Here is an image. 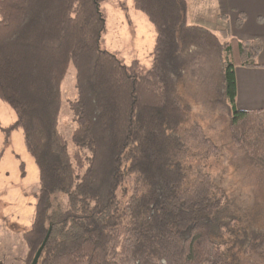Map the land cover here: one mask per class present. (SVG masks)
I'll use <instances>...</instances> for the list:
<instances>
[{
    "label": "trees",
    "instance_id": "16d2710c",
    "mask_svg": "<svg viewBox=\"0 0 264 264\" xmlns=\"http://www.w3.org/2000/svg\"><path fill=\"white\" fill-rule=\"evenodd\" d=\"M99 2L0 0V98L17 117L0 128L22 129L40 175L24 264L49 231L38 264H264V208L215 175L223 146L190 123L189 100L229 113L234 169L263 187L264 109L236 105V67L257 65L260 40L190 23L187 0H133L156 31L144 72L101 46ZM70 65L72 145L60 130Z\"/></svg>",
    "mask_w": 264,
    "mask_h": 264
},
{
    "label": "rangeland",
    "instance_id": "374dc122",
    "mask_svg": "<svg viewBox=\"0 0 264 264\" xmlns=\"http://www.w3.org/2000/svg\"><path fill=\"white\" fill-rule=\"evenodd\" d=\"M131 1L129 4H132ZM122 2L123 0H100L99 2L106 17L107 31H109L105 36H102L101 46L115 52L128 65L134 61L139 62V70L145 72L152 65V61H150L152 52L148 55L145 50L148 47L149 35L144 32L143 37H140V32L137 35L136 31L132 30L134 26L131 25L127 10L122 9L124 6ZM141 15L151 31L155 33L154 25L144 13ZM220 18L222 17H219V20ZM224 18L227 20L228 17ZM136 21V24L141 28L143 25L138 20ZM123 26L126 27L124 30L121 29ZM135 34L137 36L132 40L131 37ZM222 40L224 41V39ZM140 42L141 50L139 49ZM130 43H132V47L128 46ZM77 95L76 70L73 65H70L62 83L60 117V130L70 145H72L71 135L75 127L70 101L77 99ZM189 100L192 103L190 123L195 121L200 123L205 128L206 134L212 136L223 146V154L218 163L216 162L215 175L218 178L220 176L225 178L227 175V181L229 180L231 183L230 186L239 187L245 198L251 199L256 195L258 202L264 208V185L254 191L256 184L249 172L234 169L233 160L240 153L230 142L229 113L222 107L211 110L193 98H189ZM16 118L15 110L0 98L1 126L14 123ZM133 178L134 175L128 178L129 180L120 188L119 194L122 189L130 190ZM39 187V168L25 146L22 129H13L6 135L0 128V264H24L28 248L23 238V232L30 229L33 222ZM63 202H66L65 196H63Z\"/></svg>",
    "mask_w": 264,
    "mask_h": 264
},
{
    "label": "crops",
    "instance_id": "0c3cea01",
    "mask_svg": "<svg viewBox=\"0 0 264 264\" xmlns=\"http://www.w3.org/2000/svg\"><path fill=\"white\" fill-rule=\"evenodd\" d=\"M129 1L131 0H123L124 6L121 7L123 10H127L131 25L134 26L132 30L136 31L137 35L140 32V37H143L144 32L148 33V47H145V50L149 55L156 41V31L155 33L151 31L141 15L143 12L135 8L133 0L132 4H129ZM187 3L188 21L209 28L224 41H229L232 38L239 40L257 38L260 40L262 49L257 65L236 67V105L241 110L264 109V0H187ZM219 17L222 18L219 20ZM223 17L228 18L226 20ZM240 17H244V21L238 25ZM136 20L143 25L141 28L136 24ZM125 28L123 26L121 29ZM107 32L109 31L106 30L103 35L105 36ZM136 34L131 37L132 40L136 38ZM132 43L128 46L132 47ZM139 49L141 50V42ZM150 61H152L151 55Z\"/></svg>",
    "mask_w": 264,
    "mask_h": 264
},
{
    "label": "water",
    "instance_id": "95a60500",
    "mask_svg": "<svg viewBox=\"0 0 264 264\" xmlns=\"http://www.w3.org/2000/svg\"><path fill=\"white\" fill-rule=\"evenodd\" d=\"M49 235H50V231L46 234L43 242L41 243V245L37 249L31 264H38L39 258H40L41 254H42V251H43V249H44V247H45V245L47 243Z\"/></svg>",
    "mask_w": 264,
    "mask_h": 264
}]
</instances>
